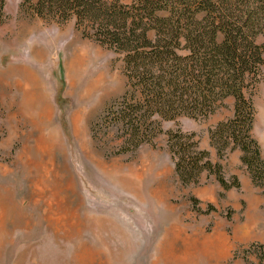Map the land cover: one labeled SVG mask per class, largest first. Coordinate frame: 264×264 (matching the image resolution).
Returning a JSON list of instances; mask_svg holds the SVG:
<instances>
[{
    "label": "rangeland",
    "instance_id": "1",
    "mask_svg": "<svg viewBox=\"0 0 264 264\" xmlns=\"http://www.w3.org/2000/svg\"><path fill=\"white\" fill-rule=\"evenodd\" d=\"M23 3L6 0L0 27V190L13 204L0 264H264V187L239 149L221 160L211 145L234 99L207 119L165 123L152 145L119 154L118 133L93 127L126 92L123 57L84 38L75 21L48 22ZM254 103L261 145L264 78ZM177 129L196 135L229 182L249 178L255 188L225 191L208 173L183 185L167 146Z\"/></svg>",
    "mask_w": 264,
    "mask_h": 264
},
{
    "label": "trees",
    "instance_id": "2",
    "mask_svg": "<svg viewBox=\"0 0 264 264\" xmlns=\"http://www.w3.org/2000/svg\"><path fill=\"white\" fill-rule=\"evenodd\" d=\"M26 10L48 22L75 21L84 38L123 57L127 86L94 124L116 131L119 154L152 145L163 125L183 118L207 119L234 99V116L210 131L224 159L242 152L241 162L256 186L264 187V159L253 136L254 92L264 78V0H24ZM0 0V27L6 20ZM168 149L185 186L215 175L225 191L222 163H214L195 134L168 132ZM198 204V201H196ZM211 210H214L213 207Z\"/></svg>",
    "mask_w": 264,
    "mask_h": 264
},
{
    "label": "bare ground",
    "instance_id": "3",
    "mask_svg": "<svg viewBox=\"0 0 264 264\" xmlns=\"http://www.w3.org/2000/svg\"><path fill=\"white\" fill-rule=\"evenodd\" d=\"M97 79H100V77H98ZM89 88L94 89V88H97V86L94 84V82H92L89 85ZM12 208H13V204L11 200L6 197V195L3 193L2 190H0V240H1V237L3 236L4 220L6 219L7 214Z\"/></svg>",
    "mask_w": 264,
    "mask_h": 264
},
{
    "label": "crops",
    "instance_id": "4",
    "mask_svg": "<svg viewBox=\"0 0 264 264\" xmlns=\"http://www.w3.org/2000/svg\"><path fill=\"white\" fill-rule=\"evenodd\" d=\"M261 128L264 129V124H263V126H261ZM263 138H264V137H263ZM263 140H264V139H263ZM260 146H261V151H262V153H263V155H264V143L261 144ZM263 155H262V156H263ZM240 184H241V188H242V189H245V187L247 188V190H250L251 188H252V189L255 188L254 185H253V183H252V181H250L249 178H248L246 181H243V180L241 179V180H240ZM261 202H262V201H260V200H257L256 202H255V201H251V203H253V205H259V204H261Z\"/></svg>",
    "mask_w": 264,
    "mask_h": 264
}]
</instances>
